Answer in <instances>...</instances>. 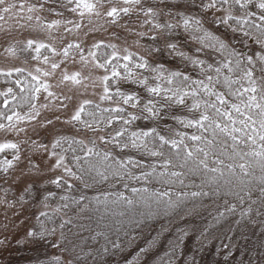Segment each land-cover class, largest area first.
Instances as JSON below:
<instances>
[{
	"label": "snow or ice",
	"instance_id": "1",
	"mask_svg": "<svg viewBox=\"0 0 264 264\" xmlns=\"http://www.w3.org/2000/svg\"><path fill=\"white\" fill-rule=\"evenodd\" d=\"M105 4L108 7L103 15L110 18L107 22L111 25H117L122 17H131L134 11L137 17L142 14L145 19L140 21L141 26L152 24L163 36L169 54L185 62V69L191 65L197 75L194 78L179 67L168 70L163 64L153 65L143 56L134 60L136 54L127 49L122 59L128 63L120 65L116 45L103 41L94 42L88 48L87 56L82 42L71 41L57 50L36 39L8 41L5 53H35L32 60H42L50 67L48 70L37 67L26 75L22 67L0 69V80L15 83L20 88L19 93L11 87L0 92L3 97L0 130L27 134L28 129L20 125L36 121L41 108L48 109L50 103L59 101L55 111L73 107L71 115L63 121L65 125H71L77 134L92 133L87 142L78 139L77 135L63 134L55 128L59 115L44 119L38 127L32 125L34 134L39 135L42 129L52 137L50 147L33 141L38 149L47 153L49 160L55 158L48 170L63 169L61 175L48 179L47 183L71 192L75 185L69 181H78L85 190L95 189L97 195L89 197L81 192L78 198L60 196L61 203L51 213H39L36 217L39 227L33 226L27 237L35 244L47 241L63 252L79 249L82 253L84 249L77 241L85 239L81 232H88V239L98 244L87 253L92 264H148V257L156 251L161 238L171 233L164 256H158L152 264H200L197 255L203 251L210 230L227 217L238 215L239 219L234 221L237 228H248L252 235L258 230L259 235L253 243L241 231V238L246 242L244 247L231 242L224 244L222 250H218L219 264H264V0H157L151 5L144 0H38V4L28 5L27 11L47 10L60 17H64L65 12L78 14L79 22L67 18L63 21L72 26L65 28L71 33L73 28L82 29L85 14L100 17V9ZM159 4L167 8L166 15L178 18L176 22H158L164 11ZM24 8L23 0L19 3L0 0V21L14 9L23 11ZM194 9L196 14H193ZM35 18L41 20L40 16ZM25 19L31 21L33 17L17 16V22ZM60 23V20H53L40 26L51 29ZM20 27L25 25L20 24ZM177 29L186 34L185 43L193 45L191 52L182 50L173 39L178 35ZM128 31L132 30L129 28ZM136 35L144 37L146 34ZM158 38V35L148 37L153 42ZM234 41L242 46L252 41L256 47L246 55L237 50ZM17 45L22 46L18 48ZM103 49L112 51L107 53ZM147 51L151 54L161 49L149 47ZM73 53L79 55L85 67L91 64L96 70L102 69L104 74L94 79L91 72L83 75L81 71L64 69L59 82L50 84L47 78L54 77L56 70L61 69ZM118 67L123 68V75ZM133 69L154 75L137 78ZM150 79L157 83L149 84ZM96 80L103 86L99 100L110 102L108 107L91 99L73 103L74 95H68L62 89L60 93L53 90L66 83L87 90L89 85L84 82L88 81L94 87ZM121 81L138 85L147 92L149 98L139 113L129 112L124 107H140L141 98L138 92L121 90ZM41 92L46 93L49 104H41L38 108L36 102ZM189 99L191 104L187 103ZM177 106L186 108L192 115L175 114L172 110ZM25 108L27 110L23 111ZM141 118L155 122V126L147 130H130L132 123ZM165 119H172L193 131L188 133L165 125V133L158 123ZM114 122L119 126L113 127ZM6 149L14 150V155L11 160L0 161V168L5 172L13 167V161L20 160L17 143H0V153ZM130 152L151 159H137L128 154ZM68 153H71L70 161ZM29 164L30 169L36 170V175L26 178L29 183L24 190L26 193L45 179L40 165L32 164L31 160ZM117 184L129 190L131 195L113 191ZM155 184L160 188L149 187ZM43 187L47 191V184ZM54 198L55 193L47 191L43 196V207L48 208L49 200ZM205 200H211L214 207V212L209 211L211 220L207 225L202 228L188 225L173 231L171 226L177 219L199 215L198 208L206 209ZM220 200L222 204L218 203ZM63 210L75 215L61 218L57 224L55 218ZM160 220H167V223L160 224L159 230L152 235L154 224ZM58 229L59 238L50 240ZM232 230L229 227V231ZM193 233L197 246L188 253L185 252L186 241ZM138 241L144 246L140 247ZM132 247H139V251L128 260L122 254ZM81 259L77 253L76 260ZM47 264H71V261L53 256Z\"/></svg>",
	"mask_w": 264,
	"mask_h": 264
},
{
	"label": "rangeland",
	"instance_id": "2",
	"mask_svg": "<svg viewBox=\"0 0 264 264\" xmlns=\"http://www.w3.org/2000/svg\"><path fill=\"white\" fill-rule=\"evenodd\" d=\"M10 2L19 3L20 0H10ZM23 2L25 3L23 11L14 9L12 13L5 15V20L0 21V69L7 70L13 67H22L26 70V75L28 71L34 72L37 67L44 70H48L50 67L44 64L42 60H32L31 56L35 55V53L23 51H17L15 55L5 53L4 48L7 47L8 41L15 43L17 40L25 41L27 39H36L56 47L57 50H61L71 41L82 42L85 56H87L88 48L94 42L103 41L105 44L110 43L116 45L118 56H124L126 54L124 50L127 49L129 52L135 53L138 57L143 56L149 59L153 65L163 64L164 67H168L169 70H175L179 67L181 70H186V72L190 73L194 78L197 75V72L192 70L191 65H188L187 69H185V62L179 57L169 54V50L165 47L163 36H160L159 33L153 29L152 24H144L141 26L140 21L145 18L142 14L137 17L135 11L132 13L131 17H122L117 25H111L107 22L110 18L103 15V12L108 7V5L105 4V7L100 9L102 13L100 17L85 14L82 21V29L77 30L73 28L72 32L69 33L65 31V28H71L72 26L66 25L63 21L67 18L79 22L81 18L78 14L65 12L64 17H60L49 13L47 10L29 13L27 11L28 5L38 4V0H23ZM144 2L151 5L156 4L157 0H144ZM159 8L164 10L160 15L159 23H164L165 21L176 22L178 18L165 14L167 8L164 4H159ZM173 11L175 10L173 9ZM196 12L197 10L194 9L193 14H196ZM216 14L221 15L222 13ZM18 15L25 18L27 16H32L33 19L31 21L25 19L17 22ZM206 15L211 16V13H207ZM36 16H40L41 20L37 21L35 18ZM53 20H60L61 23L53 26L51 29L40 26L50 23ZM129 20H131L132 23H129ZM20 24H24L25 27L21 28ZM28 25L31 26L29 27ZM205 26L207 27L208 25ZM129 28L132 30L131 32L128 31ZM9 31L10 35L8 34ZM220 31L223 32L224 29L221 28ZM140 32L146 35L144 37L137 36L136 33ZM84 33H87V36H85ZM177 33L178 35L174 36L173 39L181 46L182 50L191 52L193 45L185 43L186 34L183 33L182 29H177ZM152 35H158L159 38L153 42L148 39V37ZM233 43L236 42L234 41ZM250 43H252V41H248L246 46L237 44L240 49L243 48L242 50H244V53L247 55L252 50ZM21 46L22 45H17L18 48ZM149 47H158L161 51L149 54L147 51ZM107 51L111 53L112 50L107 49ZM56 59H60V57H56ZM121 63L123 65L126 62L123 60ZM64 69L69 72L81 71L83 75H88V73L91 72L94 79L104 74L102 69L96 70L91 64L85 67L80 61L79 55L73 53V55L68 58L66 64L61 65V69L56 70L54 77L47 78L48 82L53 85L57 84L61 76V71ZM134 72L137 74V78L143 75H154L141 69H135ZM12 79L14 80L15 76H13ZM84 83L89 85L87 90L83 87L73 86L70 83H66L62 85L61 88H54L53 90L60 93L62 89L64 93L74 95L73 103L82 99H91L94 102H101L99 96L102 94L103 86L100 81L96 80L94 87L91 86L88 81ZM155 83H157V81L149 80V84L154 85ZM21 86H23V84ZM120 86L123 91L138 92L143 95L140 97V107L136 108L139 111L149 98L147 92L142 87L132 83H122ZM9 87H11L14 92L19 93L20 91V88L15 83H8L4 80H0V92L6 91ZM45 97L46 93L41 92L40 98L36 102L38 108L41 104H49V100L45 99ZM157 98L159 99V97ZM2 100L3 97L0 96V102H2ZM187 103L191 104V100H187ZM58 104L59 101H54L49 104L48 109L41 108L40 117H38L36 121L31 122V124H21L20 127L28 129L27 134L24 132L17 134L14 130H0V143L13 142L17 143L20 148V160L13 161V167L9 168L7 172L0 168V242H2L0 243V264H34L33 258L37 256V253L42 254V252L47 254L44 256V260H47L49 254H53L54 252L66 255V253L60 249L53 248L47 241L41 244L32 243L30 238L26 235L33 226L36 228L39 227V221L36 219L39 213L41 211H47L49 207L52 208L53 206L50 204L48 208L43 207V194L45 195L46 193L43 185L47 184V188H53L54 185L47 183L48 179H55L57 175H61L63 172V169H57L55 172L48 170V165L54 163L55 158L49 160L47 153L38 149L33 144V141L49 144L50 147L52 137L42 129L39 135L34 134L31 130L32 125L38 127L39 122L44 119H54L55 115H59L60 120L55 122V128L60 130L63 134L77 135V137L83 139H88V137L92 135L90 132L87 133V135L84 133L77 134L71 125H65L63 121L71 115L73 107L70 105L66 110L62 109L55 111V105ZM0 107H2V103H0ZM176 109H178V106L173 108V110ZM26 110V108L23 109V111ZM137 110L135 112H137ZM13 155L14 150L6 149L4 152L0 153V161L5 159L11 160ZM29 160H31L32 164L41 166L44 170L45 179L36 184L29 193H26L24 190L29 186L26 178L36 175V170L34 168L30 169ZM21 197H23V201H21ZM58 238L59 229L56 235L51 237L50 240L54 241ZM47 246H49V250H47ZM191 251L192 250L188 253ZM200 256L201 252L197 255L200 264H205V262L200 259Z\"/></svg>",
	"mask_w": 264,
	"mask_h": 264
},
{
	"label": "trees",
	"instance_id": "3",
	"mask_svg": "<svg viewBox=\"0 0 264 264\" xmlns=\"http://www.w3.org/2000/svg\"><path fill=\"white\" fill-rule=\"evenodd\" d=\"M236 47L237 50L243 51V48L240 49L239 45L237 43ZM252 49H254L256 46L253 45V42L250 43ZM103 51L107 52V49H103ZM97 55L99 56L100 53L99 51L97 52ZM121 59L119 60V64L122 65L121 61H123L122 57L119 56ZM138 56H134V60H138ZM126 63H128L127 61H124ZM113 63H115V61H113ZM131 67V64L129 65ZM166 69L169 70L168 67H165ZM118 71H120L123 74V68L122 67H118L117 68ZM135 69H133L134 71ZM123 82H120V85ZM114 90V88H113ZM122 90V88H121ZM139 96H143L141 94H139ZM144 98V97H143ZM158 99V98H156ZM95 103H101L102 107H108L110 106V102H95ZM127 108V111L129 112H135L137 109H133L129 106H124ZM175 114L177 115H181V116H191L192 114L187 112L186 108H182L178 106V109L176 110H172ZM140 110L135 113H139ZM159 123V127L164 130V132L166 133L167 130L165 129V125H169L174 129H179L180 131H186L188 133H191L193 130L192 129H185L183 128L181 125H179L176 121L172 120V119H165V120H161L158 122ZM118 123L114 122L113 127H118ZM155 126V122L151 121V120H145L143 118L135 121L132 123V125L130 126V130L132 131H136V130H147L151 127ZM107 131H111V130H107ZM163 134V133H162ZM170 134V133H167ZM71 136L72 134H66ZM78 139H83V138H79ZM85 142H87V139H84ZM101 148H103V145H99ZM65 147H67V145H65ZM247 150V149H246ZM128 154L133 155L135 158L137 159H143V160H150L151 158L149 157H141L138 153L136 152H130ZM68 158L69 161L71 160V153H68ZM257 174H259V171L257 170ZM70 183H73L75 185V188L71 191L68 192L66 188H56L55 186H53V188H47V191H52L55 193V198L54 199H50L49 200V205H53L52 208L49 207L47 209V211L49 213L52 212L53 209H55L60 203V196L62 195H69L72 197H76L78 198L81 195V192H84V194H86L89 197H93L95 195H97V191L95 189H83V185L80 184L78 181H73L70 180ZM198 182V181H197ZM136 187H140L141 185H133ZM105 188H107L108 186L105 185ZM149 187H154V188H160L159 184H155V185H150ZM123 191L125 193V195H131V192L129 190H126L122 187V185L117 184L116 188L113 189V191ZM47 191L45 193V195H47ZM43 194V196H45ZM43 200V199H42ZM205 205H207L208 207L205 208H198V212L199 215H194V216H189L186 217L184 220H179L177 219L176 223H174L171 227L173 229V231L177 228V227H187L188 225H195L197 228H202L205 225H207L209 223V221L211 220V216H209V211H213L214 212V207L212 206V201L211 200H205L204 201ZM218 203H223L222 200L218 201ZM223 210V209H221ZM64 212H67V215H64ZM71 215L74 216L75 213L72 211H68V210H63L62 213L60 215H58L55 219L57 221V224L59 223L60 219H67V217ZM239 219L238 215L235 216H230L227 217L224 221H222V223L220 225H217L216 228L211 229L210 230V236L208 238V240H206L204 242L205 247L203 249V251L201 252V256L200 259H202L205 264H219L220 260H221V255L218 254V250H222V246L224 244H228V243H236L238 244L241 248L244 247L245 245V241L241 238V231L245 232L248 235L249 241L251 242H255L257 239V236L259 235L258 230H256V235H252V232L249 231L248 228H237L236 225L234 224V221ZM78 223H87V221H79ZM167 220H160L158 222H156L154 224V231L151 233L152 235H155V231L159 230L160 224H166ZM229 227H232V231H229ZM73 231H76L75 228H73ZM80 235L82 237H84L85 239L83 241H77V243L80 244V247L84 249V251L81 253L79 249H76V252H65L66 255H62L58 252H54L53 254H49V256L47 257V260H44V256L47 255L45 254V252H42V254H38L37 256L33 258L34 260V264H47V261L53 257V256H61L62 259H65L66 261H71V264H92V259L90 257L87 256V253L95 248L98 247V244H96L95 242H93L92 240L88 239L89 237V233L88 232H81ZM171 236V233H166L164 237L161 238L160 244L158 246V248L156 249V251L150 255L148 257V264H152V261L157 259V257H163L165 252L167 251V239L168 237ZM231 238V239H229ZM137 244L142 247L144 246L142 241H138ZM197 244L195 242V233H193L192 238L188 239L186 241V247H185V252H189L190 250H192L194 247H196ZM47 250H49V246H47ZM139 251V247H132V248H128L126 250L125 253H123L122 255L124 257H126L128 260H132L133 257L135 256L136 252ZM158 251V252H157ZM79 253L81 256V261H77L76 260V254ZM239 255V254H237ZM153 256V257H152Z\"/></svg>",
	"mask_w": 264,
	"mask_h": 264
}]
</instances>
